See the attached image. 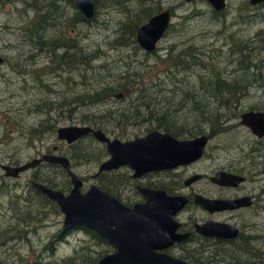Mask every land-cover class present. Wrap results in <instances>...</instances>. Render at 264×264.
I'll return each mask as SVG.
<instances>
[{"label": "rangeland", "instance_id": "obj_1", "mask_svg": "<svg viewBox=\"0 0 264 264\" xmlns=\"http://www.w3.org/2000/svg\"><path fill=\"white\" fill-rule=\"evenodd\" d=\"M155 1L158 2L161 10L170 9L173 15L168 31L158 43L155 52L156 57L164 58L166 52L171 48L174 47L176 51L191 44L205 50L219 49L223 47V41L228 39L232 33L237 38L248 39L254 37L255 33L264 31V10L253 8L254 6L250 4L249 0H225V8L217 11L219 13L217 16L213 15L212 9L214 8L206 0H194L189 3L185 0ZM42 2L46 1L0 0V46L2 51H4L10 64L17 61L25 62L24 58L27 57V62L34 67L32 70L33 78L29 76L30 78L25 79L11 74L8 81L0 80L1 164L11 162L14 165H23L40 157L44 150H51L54 145L63 148V144L57 139L56 129L63 126L84 125L85 123L80 120L83 115L97 113L111 104L114 108L126 104V101L123 102L116 98L115 101L110 100L104 106L78 107L73 105L74 110L70 113L65 110L60 114H57V111L46 114L44 111L36 109L37 105H42L48 99L50 102L58 103L66 96H78L81 90H86L82 85V80L87 76L93 79L91 82H95L101 77L108 78L111 73L118 74L116 72L123 71L128 62L126 57L133 54L128 48L114 47L113 43L119 36L117 32L120 27L119 21L123 22L125 18L124 15L122 16L118 4L104 7L105 3L102 0V3L98 5L96 21L92 22L93 26L77 25L75 29L70 30L71 33H67L76 40V45L82 49L80 53H75L77 56L81 54L90 56L92 53H99L98 58L91 61L90 64L79 66L67 65L66 59H62L63 61L61 60L60 63H53L51 62L53 53L47 51L46 48L43 50L42 56H37L33 62L34 53H38L36 50L37 40L25 41L23 40L24 33L21 32L31 25V22L33 23L36 14L34 9L43 4ZM59 2L60 0L56 3ZM64 6L66 8L65 14L72 16L74 8L71 4L64 2ZM239 10L242 11V14ZM59 15H62L59 11L52 13L50 22H59L61 20ZM50 31H48L47 38L55 36L54 32ZM222 50L223 52L226 51V49ZM30 55L33 56L32 61L28 60ZM135 57L143 59L141 53L135 54ZM149 58L148 63L154 64L155 57ZM102 64H106L108 70L103 67L99 68ZM21 65L22 69L30 71V65L29 67L26 63ZM90 66L94 67L93 70L90 69ZM164 67L163 64L154 65L149 72L144 74L143 82L155 81L160 83V87H164L166 91H172L173 88L166 86L169 80L163 73ZM1 71L7 72L8 69L3 67ZM51 71L53 72L51 73ZM83 74L84 77H81ZM86 74L87 76H85ZM189 76L192 78L191 75ZM184 87L187 86L184 85ZM134 95L136 93H133ZM260 95L261 91L257 88H248L243 100H239V109L242 111L237 114L238 117H233L225 124L227 130L217 132L216 129H210L208 126L201 128L209 135V141L203 158L187 173L201 174L209 178L217 171L245 169L247 179L252 180H247V183L237 191L220 190L212 185L208 179L193 184L191 188L192 191L213 198H226L243 193L259 197L257 204L249 211H241L233 216L219 214L214 219L230 223L236 222L244 234L264 237V201L261 202L264 200V140L260 147L262 150L251 151L258 146L255 144L256 137L247 127L239 124L240 113L249 110L250 106L261 98ZM180 97L181 94H178L169 99V102L173 101L174 106L180 103L179 108L176 107L174 108L175 111L171 112L177 119L176 126L173 125L172 127L175 128L178 135L189 137L184 133L193 128L197 122L196 119H193L183 128L180 127V124L188 120L190 113L189 108L184 107L186 104L179 101ZM163 103L165 104V101ZM154 124L155 122L151 125ZM151 125L144 123L143 125L126 126L129 137H120L119 139L125 140L136 135L142 136L145 134L146 128ZM229 125L232 127L228 128ZM33 127L38 129L39 133L41 132L40 137L30 132ZM47 129L55 130L49 131ZM110 135L115 137V134ZM85 142L89 144L90 141L86 140ZM91 145L97 150L95 154L104 148L97 141L91 142ZM99 146L100 148H98ZM87 149L90 150L88 147ZM96 168L97 164L93 162L75 166L78 174L85 180L83 190L88 188L90 184H94L86 171L90 170L93 173ZM52 172H48L44 167L36 172L30 171L12 182L5 178L3 181L4 175L0 170V264H64L63 261L67 258L75 259L72 264H86L87 261L99 259L109 250L107 246L97 244L91 236L79 229H73L66 235H62L63 215L58 209L57 213L53 207H49L40 199L35 198L33 193L29 191L33 174L44 177L46 181L49 178L46 175ZM51 177L54 179L49 178V180L56 186V189L67 194L70 186L68 190H61L62 185L67 184V179L56 174ZM42 180L41 178V182H43ZM13 183H17L18 186H13ZM183 193H187V191L184 190ZM22 218L27 222H21ZM208 218V214L194 206L187 209L185 214L179 217V222L193 225ZM195 243L197 242H194V245ZM255 243L252 245L257 247L259 242ZM262 244L264 245V239ZM208 246L204 245L203 250H200L203 252L204 258L210 256ZM190 247L196 246L191 244L175 248L170 251V254L182 258L186 249ZM197 247L201 248V245Z\"/></svg>", "mask_w": 264, "mask_h": 264}, {"label": "trees", "instance_id": "obj_2", "mask_svg": "<svg viewBox=\"0 0 264 264\" xmlns=\"http://www.w3.org/2000/svg\"><path fill=\"white\" fill-rule=\"evenodd\" d=\"M45 1L37 9H34L36 14L33 23L37 25L36 30L44 28L45 31L54 32L55 36L48 37L46 43L47 51L53 53L51 62L59 63L61 61H57L62 58L66 59L67 65L79 66L90 64L91 61L98 58L99 53H92L90 56L82 54L77 56L75 53H80L82 49L76 45V40L67 34L77 25L93 26L92 22L96 21V17L87 19L77 10L74 0H69L74 8L73 15H59L61 20L57 23H51V14L58 11L56 6L58 0ZM101 1L97 0L95 3L96 10L98 5L102 3ZM103 1L104 7L118 4L122 16L124 15L125 18L123 22L119 21L120 27L117 30L119 36L113 43L114 47L128 48L133 53L126 57L128 62L125 64L124 70L116 72L118 74L111 73L108 78L101 77L95 82H91L93 79H90L86 74L87 77L82 80L86 92L81 90L76 97L66 96L62 98L60 104L58 103L59 105L56 102H50L48 99L42 105H37L36 109L50 114L54 110H60L61 103H63L65 110L70 113L74 110L73 105L78 107L104 106L110 100L115 101L114 96L121 93L124 96V99L121 100L126 101L125 106L114 108L111 104L97 113L86 114L80 118L85 124L102 129L107 134H115L117 137H129L126 126L143 125L144 123L151 125L154 122L155 124L148 126L146 131L160 128L177 136L175 128L172 127L173 125L176 126L177 119L171 112L175 111L174 108H179L180 103L174 106L173 101L169 102V99L178 94H181L179 101L186 104L184 107L186 106L190 110L188 120L180 124V127H184L193 119H196L198 124L184 133L189 136L206 133L201 129L204 126H208L210 129L214 128L217 132L227 130L225 124L233 117H238L237 114L242 111L239 109V100H243L248 88L255 87L261 91V98L254 102L249 110L264 111V31L257 32L254 37L248 39L237 38L232 33L228 39L223 41V47L219 49L205 50L194 44L176 51L173 47L166 52V57L161 58L155 56L156 51L153 53L144 52L136 42L138 27L161 10L157 1L127 0L128 3L126 0H114L113 3H107L112 0ZM252 6L256 9L259 8L257 10H264V2ZM133 9H135L134 12ZM239 11L242 14V11ZM212 13L215 16L219 14L214 9H212ZM222 49H226V51L223 52ZM137 53H141L143 59L135 57ZM153 56L155 57L154 64H149V57ZM160 64L165 66L163 73L169 80L166 86L173 88L170 92L166 91L164 87H160V83L155 81L143 82L144 74L149 72L154 65ZM102 67L108 70L106 64L99 66V68ZM93 68L90 66L91 70ZM189 75L195 79L193 80ZM81 77H84V74ZM184 85L187 86V89ZM133 93L136 95L133 96ZM30 132L40 137L41 132L39 133L35 127ZM104 156L105 150H98L97 157ZM80 157H83L82 152ZM40 177L48 187L56 188L49 178L45 181L44 177ZM41 178L35 179L41 180ZM100 184L102 189L113 192V189L107 187L105 182ZM68 187L67 181L66 185H62L61 190H68ZM29 191L33 193L35 198L43 201L45 205L53 207V210L57 212V207L53 202L32 187H29ZM21 220L23 223L27 222L24 221V218ZM85 233L91 236L97 244H102L99 243L101 240L94 233L90 231ZM254 238H240L238 243L234 245H212L210 243L208 246L210 256L204 258L203 252L196 249V251H190L192 254L187 251L183 259H186L190 264H264V245L262 248L261 245L259 248L252 247L255 245L250 242L255 240ZM74 260V258H67L63 263L72 264ZM97 260L87 261L86 264H96Z\"/></svg>", "mask_w": 264, "mask_h": 264}, {"label": "water", "instance_id": "obj_3", "mask_svg": "<svg viewBox=\"0 0 264 264\" xmlns=\"http://www.w3.org/2000/svg\"><path fill=\"white\" fill-rule=\"evenodd\" d=\"M206 1L216 11L223 10L226 5L225 0ZM249 1L252 5L264 2ZM76 5L87 19L92 17L93 0H76ZM170 21L171 14L168 9L153 15L137 29L136 40L139 46L145 51H153ZM2 61L0 56V64ZM121 96L117 94V97ZM239 118V123L247 127L253 135L257 138L264 137V111L247 110L242 112ZM89 133L105 144L108 153V159L101 164L99 173L127 166L133 171L135 179L150 172L192 164L202 158L208 143L206 135L177 139L167 132L156 129L125 141L109 138L102 130L86 125L63 126L56 131L57 138L68 143ZM42 162L61 166L71 180L72 189L68 194L39 182H33L31 185L56 204L63 215L62 228L64 230L82 228L91 231L115 249V253L103 257L97 264H187L163 252L188 238V235L176 234L180 225L174 220L175 215L187 204L184 197H171L164 191L141 189L145 203L129 209L95 186L81 193V181L70 170L69 161L62 156H43L20 166L0 168L6 177L17 178L19 174L36 168ZM197 178L188 184L195 182ZM243 181L244 178L225 172L217 173L211 180L221 187H236ZM195 203L209 213L231 211L250 205L249 198L211 201L198 195L195 196ZM194 229L197 234L222 241L236 239L239 233L234 226L218 222L195 225Z\"/></svg>", "mask_w": 264, "mask_h": 264}, {"label": "flooded vegetation", "instance_id": "obj_4", "mask_svg": "<svg viewBox=\"0 0 264 264\" xmlns=\"http://www.w3.org/2000/svg\"><path fill=\"white\" fill-rule=\"evenodd\" d=\"M113 1L114 0H112L110 2H107V3H113ZM64 2L65 3H70L69 0H60L59 3H56L58 11H60L62 15L66 13L65 12L66 8L64 6ZM96 2H97V0H93L94 13H93L91 18L96 17V13H97V10H96V7H95V3ZM127 3H128V1H127ZM187 3H189V2H187ZM74 4H75L77 10H79V8L76 5V0H74ZM163 10H166V9H163ZM168 10L170 11L171 20H172V16H173L172 12H171L170 9H168ZM161 11L162 10H160L159 12H161ZM159 12H157V13H159ZM157 13H155V14H157ZM155 14H153V15H155ZM171 23L172 22L170 21V24H169L168 28L170 27ZM45 24H43V25H45ZM36 26L37 25H35L34 23L31 22V25H29L28 27L24 28L22 30V32H21V33H24L23 40H25V41L29 40L30 42L37 40V48H36V50L38 51V53H34L33 62L36 60L37 56L38 57L42 56V52H43V50H45L47 48L46 43L48 42V38H47L48 31H45L44 28L36 30L35 29ZM168 28L165 31L163 37L165 36L166 32L168 31ZM162 38L158 41V43L162 40ZM158 43L156 44L155 49L153 51H151V52L145 51L140 46L139 47L144 52L153 53L154 51H156V49L158 47ZM59 48H56V49H59ZM0 56L3 59L2 63L0 64V80L8 81V78H9V76L11 74H15L16 77H21V78L24 77L25 79H27L29 76L33 78L32 70L34 69V67L32 65H30V63L27 62V60H26L27 57L24 58L25 62H23V61H19L18 62L17 61V62H14V63L10 64V62L8 61L7 57L4 54V51H2L1 46H0ZM32 58H33V56L30 55L28 57V60L32 61ZM18 59H19V57H18ZM61 60H62V58L59 59L58 61H61ZM23 63H26L28 67L30 65V67H29L30 71H27L26 69H22L23 67H22L21 64H23ZM3 67H7L8 71L7 72L1 71V69ZM119 94H121V93H119ZM121 95H122L121 97H117V94H116L114 97H115V99L116 98L117 99H122V98L124 99L123 94H121ZM58 103H57V105L60 104V103L59 104ZM61 105L62 106H61L60 110H54V111H57V114H60V112L63 113L65 111L64 104L62 103ZM84 125L90 126L88 124H84ZM90 127L94 128V129L102 130V129H99V128H95L93 126H90ZM225 127L227 128V125H225ZM230 127H232V126L229 125L228 128H230ZM181 128H183V127H181ZM155 129L159 130L161 132H167V133L171 134L170 132L165 131V130L160 129V128L159 129L158 128H154V129L148 130V131L145 132V134H147L148 132H150L152 130H155ZM56 131H57V129L55 130V132ZM105 134L109 138H118V139L120 138V137H116V136L113 137V136H111L110 134H107V133H105ZM145 134H143V135H145ZM171 135L173 137L177 138V139H189V138H193V137H197V136H201V135H206L208 137V141H209V135L207 133H201V134L194 135V136H189V137H184V136H180V135L176 136L174 134H171ZM56 136H57V134H56ZM135 137H139V136L136 135ZM135 137H132V138H129V139H125V140H130V139H133ZM86 140L90 141L89 144H86V142H85ZM125 140H123V141H125ZM263 140H264V137H262V138H257L256 137L255 144H257L258 146H256L251 151L262 150L260 147L262 146L261 144H262ZM96 141L104 146V148H103L105 150V156L104 157H97V153L95 154V151H97V150L95 149V147H92L91 142H96ZM60 142L63 144V148H60V146L54 145V146L51 147V150L50 149L44 150V152L41 154V156L38 157V158H35V159H40L43 156H62V157H65L69 161L70 170L72 171V173H74L79 178V180L82 183V187L80 189L81 193H85L89 189V187L95 186L98 189H100L101 191L107 193L109 196H111L112 198L117 200L120 204L124 205L125 207H127L129 209L134 208L136 205H142V204L145 203V199H144V197H143V195L141 194V191H140L141 189H147V190H151V191H164L168 196H171V197H184L186 199L187 204L184 206V208L182 210H180L175 215L174 220L176 221V223H178L180 225V227L176 231V234H178V235H188V238L184 242L179 243V244H175L174 246H172L168 250L163 251L164 253L171 255L170 251H173V249L179 248V247H184L185 245L189 246L191 244H193V246H196V247H190V248L186 249V252L187 251H189V252L190 251H196V249L203 250L204 245H210V243L212 245H216V244L217 245H221V244H223V245H232L233 244L234 245L235 243H238V240L240 238L246 239V237H255L254 238L255 240H252L250 243L259 242L257 248H259L260 245H261V248L263 247L262 240L264 239V237L251 236V235L244 234V232L241 231V227L239 225H237L236 222L230 223L228 221H218V220L214 219L219 214H228V215H232L233 216L234 214L239 213L241 211H249L257 204V199H259V197L257 198L255 195H250V194H247V193H243V194H235V195H233L231 197H226V198L225 197L213 198V197L204 196V195H202L199 192L197 193L196 191H192V188H191L193 186V184L199 183L200 181H202L204 179H208V181L212 185H214L215 187H217L220 190H231V191L234 190V191H237V190L241 189V187H243V185L245 183H247V180H249V179H247V176H246L247 173H246L245 169L244 170H242V169H239V170H228V171L221 170V171L215 172L214 175L209 177V178H207L206 176L201 175V174H194L193 173V175H192L190 173H187L190 168H192L195 164L200 162V160L204 156V152H203L202 158L200 160L196 161V162H193L192 164H189V165H186V166H179V167H176V168L171 169V170L150 172V173L144 174V175H142V176H140V177L135 179V178H133V174H134L133 171L127 166H123V167H120L118 169H114V170H110V171L99 173V168H100L101 164L104 163L108 159V153H107L105 144L100 142V141H98L93 136V134H91V133H89V134H87V135H85V136H83V137H81L79 139H76L75 141H72L71 143H68L65 140H60ZM87 147L90 148V150H88ZM98 148H100V146ZM205 149H206V147H205ZM205 149H204V151H205ZM81 152L83 153V157H80V153ZM32 160H34V159H32ZM91 162L97 164V168H96V170L93 173H91L92 171L87 170L86 174H88L90 176V179L94 182V184H90L88 186V188L83 190L84 189L85 180L78 174L77 170L75 169V166L80 165V164L81 165L90 164ZM24 164H26V163H24ZM20 165H22V164H19V165L15 164L14 165L11 162H7L6 164H1L0 163V166H12L13 167V166H20ZM249 166H251V165H249ZM44 167L46 168V170L48 172L55 171V172H52V173H49L48 175H46V176H49L50 179H54L51 176H53L55 174H58L59 176H64L67 179V181L69 183V186H70V189L67 192V194H68L70 192V190L72 189L71 180H70V177H69L68 173L66 172V170L64 168H62L61 166H59V165H54V164H49V163H46V162H42L36 168L28 170V171H26L24 173L19 174V176L17 178L6 177L5 176V172L1 168H0V170L3 172V175H4L3 181H5L4 180V178H5V179H8V180H11L12 182H15L21 176L26 175V173H28L30 171L36 172V171L42 170ZM246 169H248L247 166H246ZM220 172H225V173L232 174V175H235V176H238V177H242V178H244V181L242 183H240L236 187H221V186H218V185L212 183L211 180H212V178H214L216 176L217 173H220ZM188 174H190V175L188 176ZM195 177H198L195 180V182H192V183L188 184ZM35 178H40V176L38 174H33L32 175V179L30 181V187H32L31 185H32L33 182H39L41 184H44L43 182H41V180H36ZM251 180L252 179H250L249 181H251ZM101 182H105L107 187L113 189V192H109V191H106V190L102 189L101 188V184H100ZM186 183L188 185H186ZM44 185L47 186L46 184H44ZM13 186H18V184L17 183H13ZM49 188H52V187H49ZM52 189H56V188H52ZM184 190L187 191V193H183L182 194V191H184ZM35 191H37V190H35ZM61 192H63V191H61ZM63 193L66 194L65 192H63ZM197 195L201 196V197H203V198H205L207 200H211V201H214V200L227 201V200H238V199H242V198H249L250 205L249 206H243L241 208H238V209H235V210H231V211H222V212L209 213L207 210L203 209L200 205L195 203V196H197ZM263 201L264 200H261V202H263ZM55 206H56V204H55ZM194 206L197 207V208H200L201 211H203L204 213L208 214L209 218L207 220H205V221H202L200 223H195L193 225L192 224L180 223L179 222V217L182 216L183 214H185L187 209H189L190 207H194ZM57 209H58V207H57ZM58 211H59V209H58ZM206 222H218V223L230 224V225L234 226L238 230V232H239L238 233V237L236 239H232V240H228V241H222V240H218V239H214V238H207V237H204V236H202L200 234H197L195 229H194V226L195 225H203ZM73 229H79V230H82V231H85V232L88 231V230H85V229H82V228H73ZM73 229H71V230H73ZM71 230H64L62 228L61 234L62 235H66ZM95 235L101 240L99 243H102L101 245H105L109 249V250H107L105 255L101 256L97 260V262H98L103 257L115 253V249L106 240L100 238L97 234H95ZM194 242H197V243H195V245H194ZM198 245H201V248H198L197 247ZM252 247H256V245L252 246ZM192 248H196V249H192ZM190 253L192 254V252H190ZM172 257H174V256H172ZM174 258H177V257H174ZM178 259H181V260L185 261L187 264H190L186 259L184 260L183 257L182 258H178Z\"/></svg>", "mask_w": 264, "mask_h": 264}, {"label": "bare ground", "instance_id": "obj_5", "mask_svg": "<svg viewBox=\"0 0 264 264\" xmlns=\"http://www.w3.org/2000/svg\"><path fill=\"white\" fill-rule=\"evenodd\" d=\"M136 42H137V40H136ZM137 44H138V42H137ZM138 46H139V44H138ZM57 57V56H56ZM59 59V58H58ZM57 61V60H56ZM57 62H59V61H57ZM72 88V87H71ZM62 104V103H61ZM51 108V107H50ZM61 109V108H60ZM203 122V121H202ZM195 125V124H194ZM251 132V131H250ZM256 244V243H255Z\"/></svg>", "mask_w": 264, "mask_h": 264}]
</instances>
